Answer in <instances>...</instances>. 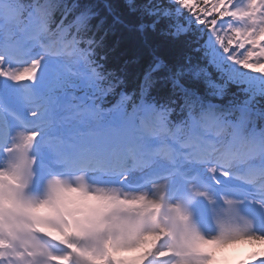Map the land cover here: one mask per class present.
Wrapping results in <instances>:
<instances>
[{"label": "snow or ice", "instance_id": "obj_1", "mask_svg": "<svg viewBox=\"0 0 264 264\" xmlns=\"http://www.w3.org/2000/svg\"><path fill=\"white\" fill-rule=\"evenodd\" d=\"M125 6L134 20L105 0L113 25L163 20L190 51L154 54L134 88L106 66L92 0H0V30L23 37L0 42V264H218L264 245V0Z\"/></svg>", "mask_w": 264, "mask_h": 264}, {"label": "trees", "instance_id": "obj_2", "mask_svg": "<svg viewBox=\"0 0 264 264\" xmlns=\"http://www.w3.org/2000/svg\"><path fill=\"white\" fill-rule=\"evenodd\" d=\"M92 2L98 5L102 16L108 17L105 28H108L109 31L101 50L108 57L106 66L116 69L124 76L128 86L137 84L141 80V76L149 71L150 65L154 62V54L159 55L170 64L181 61L190 54L182 38L173 39L163 34V30L166 28V23L163 20L156 30L148 27L143 33H140L121 24L113 25L112 17L103 7L105 0H92ZM110 2L125 18L135 19V17L129 16L125 0H110ZM137 2L142 3L146 0H137ZM144 19L150 25L153 18L145 16ZM163 74V72L154 73L157 76Z\"/></svg>", "mask_w": 264, "mask_h": 264}, {"label": "rangeland", "instance_id": "obj_3", "mask_svg": "<svg viewBox=\"0 0 264 264\" xmlns=\"http://www.w3.org/2000/svg\"><path fill=\"white\" fill-rule=\"evenodd\" d=\"M250 246H254V245H250V243H247V242H240V243H237V244H234L227 248L222 249L221 252H227L228 250H231L234 253H242L246 251Z\"/></svg>", "mask_w": 264, "mask_h": 264}]
</instances>
